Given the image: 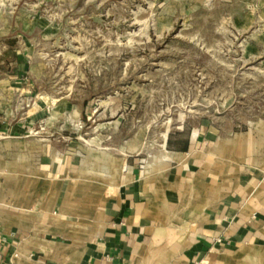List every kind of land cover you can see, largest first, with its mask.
I'll list each match as a JSON object with an SVG mask.
<instances>
[{"label": "crops", "instance_id": "obj_1", "mask_svg": "<svg viewBox=\"0 0 264 264\" xmlns=\"http://www.w3.org/2000/svg\"><path fill=\"white\" fill-rule=\"evenodd\" d=\"M34 24L0 3V80L22 111L0 117V264H264V163L241 135L202 120L149 151L143 136L94 137L34 155L27 129L49 105L15 49ZM11 63L21 70L2 71Z\"/></svg>", "mask_w": 264, "mask_h": 264}, {"label": "rangeland", "instance_id": "obj_2", "mask_svg": "<svg viewBox=\"0 0 264 264\" xmlns=\"http://www.w3.org/2000/svg\"><path fill=\"white\" fill-rule=\"evenodd\" d=\"M0 3L42 28L32 46L15 48L29 53L27 78L49 105L27 129L34 155L94 137L106 145L143 136L149 151L168 131L208 120L249 140L264 163V0ZM13 70L18 63L2 67ZM4 83L0 117L20 118ZM22 101L17 93L12 105Z\"/></svg>", "mask_w": 264, "mask_h": 264}]
</instances>
